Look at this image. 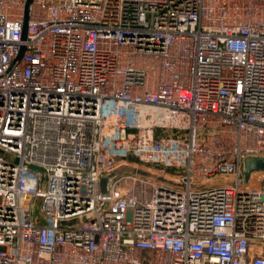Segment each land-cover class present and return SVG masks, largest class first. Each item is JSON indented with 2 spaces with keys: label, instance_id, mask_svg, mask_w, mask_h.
I'll return each mask as SVG.
<instances>
[{
  "label": "built area",
  "instance_id": "built-area-1",
  "mask_svg": "<svg viewBox=\"0 0 264 264\" xmlns=\"http://www.w3.org/2000/svg\"><path fill=\"white\" fill-rule=\"evenodd\" d=\"M248 156L264 0H0V264H264Z\"/></svg>",
  "mask_w": 264,
  "mask_h": 264
},
{
  "label": "water",
  "instance_id": "water-1",
  "mask_svg": "<svg viewBox=\"0 0 264 264\" xmlns=\"http://www.w3.org/2000/svg\"><path fill=\"white\" fill-rule=\"evenodd\" d=\"M264 173V156H248L242 163V185H247L257 174Z\"/></svg>",
  "mask_w": 264,
  "mask_h": 264
},
{
  "label": "rangeland",
  "instance_id": "rangeland-1",
  "mask_svg": "<svg viewBox=\"0 0 264 264\" xmlns=\"http://www.w3.org/2000/svg\"><path fill=\"white\" fill-rule=\"evenodd\" d=\"M145 166H141L140 168H144ZM123 170H125V171H130V169L128 168V167H122V168H119L117 171H115V174H120ZM170 172L172 173V172H174V170H170ZM141 173V172H140ZM140 175H142V176H145L146 177V175L145 174H140ZM148 177V176H147ZM257 178V175H255L254 177H253V179L252 180H255Z\"/></svg>",
  "mask_w": 264,
  "mask_h": 264
}]
</instances>
